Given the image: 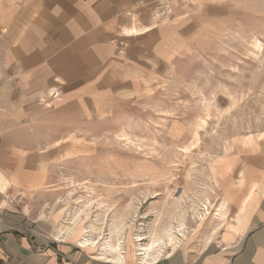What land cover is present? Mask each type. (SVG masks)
<instances>
[{"label":"rangeland","instance_id":"1","mask_svg":"<svg viewBox=\"0 0 264 264\" xmlns=\"http://www.w3.org/2000/svg\"><path fill=\"white\" fill-rule=\"evenodd\" d=\"M30 1L0 0L1 56ZM180 7L162 66L130 100L84 122L60 121L42 100L21 105L0 70V149L56 153L48 186L27 195L25 211L51 231L72 226L67 244L119 238L122 264H138L158 238L147 248L161 245L158 264L203 252L211 234L212 244L223 219L216 171L264 127V0Z\"/></svg>","mask_w":264,"mask_h":264},{"label":"crops","instance_id":"2","mask_svg":"<svg viewBox=\"0 0 264 264\" xmlns=\"http://www.w3.org/2000/svg\"><path fill=\"white\" fill-rule=\"evenodd\" d=\"M214 1L32 0L14 19L0 70L21 105L42 100L60 121L84 122L130 100L162 66L174 50L173 12ZM54 154L0 149V264H115L67 244L69 234L54 238L63 225L51 231L25 211L27 195L48 186ZM216 174L217 239L165 264H264V127L238 140Z\"/></svg>","mask_w":264,"mask_h":264},{"label":"bare ground","instance_id":"3","mask_svg":"<svg viewBox=\"0 0 264 264\" xmlns=\"http://www.w3.org/2000/svg\"><path fill=\"white\" fill-rule=\"evenodd\" d=\"M72 226L65 228L64 230L59 231L54 238L57 239H65L67 234L71 233ZM89 234V233H88ZM100 239L98 237H91V236H82L80 239L77 240V245L82 248H96L95 256L100 258L101 260L115 263V264H122L125 263V254L123 253L121 246H120V239L118 238L116 243H111L110 241H105L104 243H99ZM160 242V238L152 241L151 243L147 244L145 247L144 255L139 259L138 264H154L159 260L160 257V244H157V248L152 252L148 253L147 248H151L155 243Z\"/></svg>","mask_w":264,"mask_h":264}]
</instances>
